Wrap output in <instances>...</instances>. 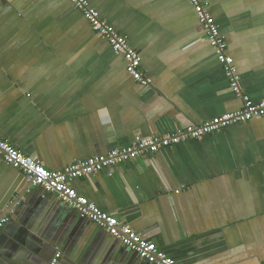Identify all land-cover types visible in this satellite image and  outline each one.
Instances as JSON below:
<instances>
[{
	"label": "crops",
	"instance_id": "obj_1",
	"mask_svg": "<svg viewBox=\"0 0 264 264\" xmlns=\"http://www.w3.org/2000/svg\"><path fill=\"white\" fill-rule=\"evenodd\" d=\"M203 1L241 95L264 100V0ZM87 2L138 52L150 84L126 73L69 0H0V138L20 152L61 171L241 109L188 0ZM70 185L179 264H264V118ZM52 196L0 156V264H48L61 253L55 241L79 217ZM78 228L59 264H147L95 225Z\"/></svg>",
	"mask_w": 264,
	"mask_h": 264
},
{
	"label": "built area",
	"instance_id": "obj_2",
	"mask_svg": "<svg viewBox=\"0 0 264 264\" xmlns=\"http://www.w3.org/2000/svg\"><path fill=\"white\" fill-rule=\"evenodd\" d=\"M91 30L104 39L110 49L120 55L126 63V73L144 87L150 82L140 68V57L131 48L126 39L112 27L99 12L90 7L87 0H69ZM196 16L198 25L205 33L206 41L215 51L219 65L222 67L231 90L241 96L240 110L225 113L200 124L189 123L182 129H176L162 135L135 137L130 145L109 150L104 155H97L84 161H77L61 171H49L41 163L26 156L11 143L0 138V156L7 165L20 171L30 186L41 189L43 193L56 196L67 209L79 218L86 219L105 230L112 238L134 253L138 259L147 264H179L159 250L154 244L145 242L132 229L123 225L115 217L101 212L93 203L76 193L70 183L96 173H110L116 166L156 154L160 150L170 149L185 140H199L206 135L218 132L235 124H242L252 119L264 118V100L253 102L242 96L239 89V75L233 59L226 54V43L219 34L218 27L207 10L203 0H188ZM7 224V219H0V233ZM61 253L57 252L48 264H58Z\"/></svg>",
	"mask_w": 264,
	"mask_h": 264
},
{
	"label": "water",
	"instance_id": "obj_3",
	"mask_svg": "<svg viewBox=\"0 0 264 264\" xmlns=\"http://www.w3.org/2000/svg\"><path fill=\"white\" fill-rule=\"evenodd\" d=\"M30 187H31V186H30ZM40 191L42 192L41 189H37V192H38V193H39ZM52 197H54V198L56 199V196H52ZM58 201H59V200H58ZM20 202H21L20 199H17V200L15 201V203H14V206H15V205L20 206V204H21ZM59 203H61V202L59 201ZM64 207H65V206H64ZM68 210H69V209H68ZM69 212H70V210H69ZM70 213H72V212H70ZM71 215H72V214H71ZM72 217L75 218V217H77V216H76V214H74ZM13 219H14V218H13ZM69 219H72L71 216H70L66 221H68ZM82 222H88V223H91V225H95V228H96V229L101 230L105 235H107L108 237H110V236L105 232L104 229H102L101 227H99V226H97L96 224L92 223L91 221L86 220V219L78 218L77 224L75 225L74 229L72 230V233L69 234V237H68L67 239H65V235H66V233H67V230H66V228L64 227V230L62 229L61 231H62V236H63V238H64L65 241H63L62 243H61V242H57V241H55L58 245L63 244V248L61 249V253L63 254V257H61V258L59 259V263H60V262L62 263V261H64V257H68V256L71 254L72 249L75 247V246H74V245H75V240L78 239V237L80 236V233H81V232L79 231V228H78V227L81 225ZM77 232H79V236H78ZM110 238H112V237H110ZM112 239L115 240L116 242H118L124 251H127V253H130L133 257H136V258L138 259V257H137L134 253H132V252H130L129 250H127L126 248H124V247L121 245V243H120L119 240H117V239H115V238H112ZM69 258H70V256H69ZM139 260H140V259H139ZM49 261H50V260H49ZM49 261H48V262H49ZM69 261H70V263L73 264V262H76L77 259H74V258H73V262L71 261V259H69ZM140 261H142V260H140ZM143 262H144V261H143ZM59 263H58V264H59ZM145 263H146V262H145Z\"/></svg>",
	"mask_w": 264,
	"mask_h": 264
}]
</instances>
